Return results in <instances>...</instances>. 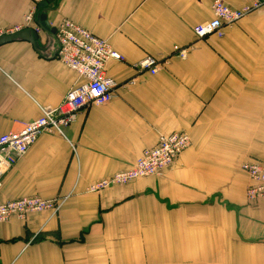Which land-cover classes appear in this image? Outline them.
<instances>
[{"label": "crops", "instance_id": "0c3cea01", "mask_svg": "<svg viewBox=\"0 0 264 264\" xmlns=\"http://www.w3.org/2000/svg\"><path fill=\"white\" fill-rule=\"evenodd\" d=\"M46 1L0 0V27L45 12L49 29L70 20L123 61L105 67L117 83L109 104L81 112L65 138L41 135L3 175L4 201L63 204L54 215L1 223L0 264H264V200L247 203L241 169L264 162V7L221 39L197 40L192 29L213 18L214 0H53L38 12ZM37 37L35 47L0 45V136L57 107L80 82L57 60L55 34ZM189 45L184 60L173 55ZM147 56L160 62L155 75L132 67ZM174 132L190 146L160 174L86 192Z\"/></svg>", "mask_w": 264, "mask_h": 264}, {"label": "built area", "instance_id": "2783aa9c", "mask_svg": "<svg viewBox=\"0 0 264 264\" xmlns=\"http://www.w3.org/2000/svg\"><path fill=\"white\" fill-rule=\"evenodd\" d=\"M261 7H264V0H244V5L239 9L230 8L223 0H214L211 7L213 18L194 26L192 33L197 40L208 37L221 39L227 28ZM35 15V10L30 12L21 26L0 27V37L27 29L37 34L41 30ZM55 38L58 43L57 60L73 71L80 82L67 91L57 107H40L39 118L22 123L17 131L0 136V190L3 175L17 160L26 155L41 135L52 134L65 138L66 129L75 122L81 112L91 107L105 106L115 98L114 90L117 83L106 76L105 67L110 60L123 59L112 49L109 42L97 38L88 30L66 19L56 28ZM191 49V45L175 47L173 55L184 60ZM132 67L139 75L144 73L155 75L160 62L154 57L147 56ZM138 77L128 80L123 86H133L137 83ZM189 146L190 139L184 132L159 135L156 146L144 150L129 170L90 184L86 192L98 193L113 186H124L141 178L156 176L164 168L172 165ZM241 169L250 181L245 192L247 203L255 204L264 200V162L246 161ZM62 204L63 200H42L38 197L4 201L0 196V224L12 218L24 220L33 213L54 215Z\"/></svg>", "mask_w": 264, "mask_h": 264}, {"label": "water", "instance_id": "95a60500", "mask_svg": "<svg viewBox=\"0 0 264 264\" xmlns=\"http://www.w3.org/2000/svg\"><path fill=\"white\" fill-rule=\"evenodd\" d=\"M53 0H47L46 2H42L39 4V9H41L42 11H46L47 10V4L48 2H51ZM46 14L45 12H42L38 19L36 20L37 25L39 26L40 30L42 32H49L52 34H55V30L54 29H49L47 24H46ZM16 39H24L26 41H28L30 44H32L34 47L37 46V41H38V37L37 34L31 30V29H27V30H23L20 31L18 33L9 35V36H3L0 37V45L11 42L13 40Z\"/></svg>", "mask_w": 264, "mask_h": 264}, {"label": "trees", "instance_id": "16d2710c", "mask_svg": "<svg viewBox=\"0 0 264 264\" xmlns=\"http://www.w3.org/2000/svg\"><path fill=\"white\" fill-rule=\"evenodd\" d=\"M37 10H38V12H39V8H37ZM38 12H37V13H38ZM37 15H38V14H36V20L38 19Z\"/></svg>", "mask_w": 264, "mask_h": 264}]
</instances>
